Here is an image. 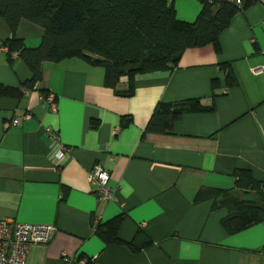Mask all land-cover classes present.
Listing matches in <instances>:
<instances>
[{"label": "crops", "instance_id": "1", "mask_svg": "<svg viewBox=\"0 0 264 264\" xmlns=\"http://www.w3.org/2000/svg\"><path fill=\"white\" fill-rule=\"evenodd\" d=\"M174 8L178 19L195 22L203 4L176 0ZM43 35L24 20L16 36L37 47ZM12 38L0 16V87L21 88L33 73L10 55ZM219 43L220 51L187 49L173 70L139 74L133 95L128 76L116 90L106 87L104 68L81 58L45 62L37 88L22 98L0 94V220L57 229L49 243L31 248L29 264H264V222L228 235L226 210L195 202L202 188H233L239 169L264 181V75L254 74L264 65V0L234 16ZM228 65L237 85L230 86ZM46 94L56 96L58 112L49 111ZM192 99L214 110L186 112L171 131L145 133L159 103ZM15 116L20 123L6 127ZM123 117L130 126L121 127ZM48 127L69 149L60 165ZM98 163L111 173L109 203L89 180ZM117 217L124 242L107 244L96 227ZM140 232L153 244L134 252L127 243Z\"/></svg>", "mask_w": 264, "mask_h": 264}, {"label": "trees", "instance_id": "2", "mask_svg": "<svg viewBox=\"0 0 264 264\" xmlns=\"http://www.w3.org/2000/svg\"><path fill=\"white\" fill-rule=\"evenodd\" d=\"M176 0H0V16L8 23L13 38L8 46L10 55L18 52L33 73L21 88L2 85L0 94L22 98L37 88L42 80L45 62L58 63L81 58L105 70V86L116 90L123 76L130 78L127 95H133L136 76L144 73L173 70L178 67L189 48L213 45L220 51L219 37L231 20L257 0H244L242 6L228 0H201L202 11L195 22L178 19ZM44 29L41 43L28 47L17 32L22 21ZM230 86L238 81L231 65L224 66ZM217 89L218 84L213 83ZM47 96L49 94H46ZM199 99L178 103H159L145 133H166L186 112L213 111ZM132 123L131 117L121 119V127ZM231 189L202 188L195 202L212 200L215 210L225 209L221 225L228 235H235L264 222V181L257 180L249 169L235 173ZM122 217L96 227L107 244L123 243L119 237ZM153 244L139 233L127 243L138 252Z\"/></svg>", "mask_w": 264, "mask_h": 264}, {"label": "built area", "instance_id": "3", "mask_svg": "<svg viewBox=\"0 0 264 264\" xmlns=\"http://www.w3.org/2000/svg\"><path fill=\"white\" fill-rule=\"evenodd\" d=\"M242 6L244 0H228ZM13 58L18 57V52L12 53ZM254 74L264 75V65L254 68ZM49 111L58 112L56 96L51 94L46 98ZM32 114L23 116L24 120H30ZM21 119L18 116L6 123V127L17 126ZM47 135L55 141V147L51 152L52 161L57 165L63 163L69 154V149L61 142L58 130L48 127ZM89 180L97 187L98 198L102 203L114 200L115 189L110 186L111 173L102 164L93 166L89 173ZM56 227L52 224H34L17 222L10 219L0 220V264H29L28 259L31 248L36 244H47L55 236ZM64 257L67 254L64 253ZM81 264H92V259H84Z\"/></svg>", "mask_w": 264, "mask_h": 264}]
</instances>
